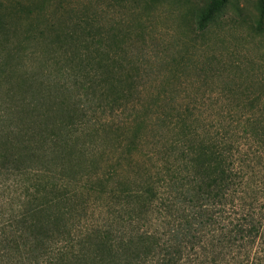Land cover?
<instances>
[{"label": "trees", "instance_id": "16d2710c", "mask_svg": "<svg viewBox=\"0 0 264 264\" xmlns=\"http://www.w3.org/2000/svg\"><path fill=\"white\" fill-rule=\"evenodd\" d=\"M257 1L254 56L154 43L137 61L99 3L0 0V264H264Z\"/></svg>", "mask_w": 264, "mask_h": 264}, {"label": "rangeland", "instance_id": "374dc122", "mask_svg": "<svg viewBox=\"0 0 264 264\" xmlns=\"http://www.w3.org/2000/svg\"><path fill=\"white\" fill-rule=\"evenodd\" d=\"M68 1L76 8L84 4H94V7H97V3L101 4L98 6L103 13L102 25L118 36L119 47L131 60L138 61L142 49H146L145 53H150L152 45V49H156L154 43H168L170 48L176 45L170 52L174 53L179 48L194 55L201 54L196 48L207 43L219 44L226 49L225 52L238 51L253 56L257 54L253 50L262 46L260 40L252 36V26L258 17L257 0H230L220 19L204 34L197 33L196 18L199 9L208 0ZM141 30H145V37L149 38L147 44L138 38ZM48 42L49 36L36 43L35 49L39 53L48 50Z\"/></svg>", "mask_w": 264, "mask_h": 264}]
</instances>
